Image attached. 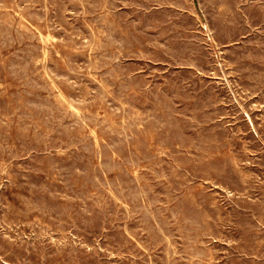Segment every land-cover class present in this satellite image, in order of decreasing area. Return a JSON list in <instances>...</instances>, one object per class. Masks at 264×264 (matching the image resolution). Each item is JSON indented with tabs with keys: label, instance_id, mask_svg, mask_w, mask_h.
Masks as SVG:
<instances>
[{
	"label": "rangeland",
	"instance_id": "rangeland-1",
	"mask_svg": "<svg viewBox=\"0 0 264 264\" xmlns=\"http://www.w3.org/2000/svg\"><path fill=\"white\" fill-rule=\"evenodd\" d=\"M142 1L133 0V3L130 4L132 0H93V2L92 0H89V2L88 0H0L1 264H64L65 262V264H264V0ZM65 2L66 4H64ZM230 18L231 20H229ZM232 19L234 22H232ZM174 27L176 28L174 29ZM82 28L84 29L82 30ZM20 30L23 31L20 32ZM123 32L127 33L124 34ZM21 38L23 39L21 40ZM170 38L173 39L170 40ZM187 39L191 44L186 42ZM101 40L103 41L101 42ZM138 42L139 44H137ZM8 45H10L9 48ZM155 46L157 48H154ZM53 50L55 51L53 52ZM229 55L231 56L228 57ZM181 56H183L182 60ZM114 60L116 61L114 62ZM104 74L105 76H103ZM138 76L141 78L138 79ZM37 77L38 79H36ZM53 79L56 80L53 81ZM249 83L250 85H248ZM146 84L147 86H144ZM242 84L243 86H241ZM72 88L76 90L74 89V91ZM11 92L15 94H13V97ZM135 95L137 96L135 97ZM60 97L62 98L60 99ZM74 99H77V102ZM184 100L190 103L187 102L186 105ZM58 101L60 102L57 103ZM115 103L117 105L114 106ZM150 105L152 108H150ZM118 106H121L122 109ZM60 107L62 108L60 109ZM27 113L29 114L27 115ZM60 115H63V117ZM67 117L68 119H66ZM58 120L59 122H56ZM65 122L69 123L65 124ZM1 124L3 125L1 126ZM223 127L224 129H222ZM31 128L32 130H30ZM147 133L148 135H146ZM191 134L195 135L192 136ZM153 136H155L154 139ZM31 143L35 146L33 147ZM240 146L241 148H239ZM238 150H240V154ZM115 152L117 154H114ZM232 152L233 154H231ZM180 155L185 156L186 159L185 157L180 158ZM207 156L209 157L207 158ZM39 165L41 168L38 167ZM13 174L15 175L12 176ZM250 175L254 177L252 178ZM47 179L48 181H46ZM191 197L195 199L193 200ZM43 198L44 200H42ZM34 214L36 215L34 216ZM95 214L97 215L95 216ZM87 215L88 217H85ZM4 216L5 218H3ZM95 218L98 220L97 222ZM182 219L184 220L182 221ZM99 231L100 233H98ZM27 236L29 239L26 238ZM36 240L37 242H35ZM47 244H50V246L48 247ZM235 244L236 246H234ZM181 258L183 261L185 260L184 263ZM44 260L48 261L45 262ZM207 260L210 262L208 263Z\"/></svg>",
	"mask_w": 264,
	"mask_h": 264
},
{
	"label": "bare ground",
	"instance_id": "bare-ground-1",
	"mask_svg": "<svg viewBox=\"0 0 264 264\" xmlns=\"http://www.w3.org/2000/svg\"><path fill=\"white\" fill-rule=\"evenodd\" d=\"M2 1H3V0H2ZM18 1H19V0H18ZM20 1H21V0H20ZM44 1H45V0H44ZM101 1H102V0H101ZM138 1H139V0H138ZM143 1H144V0H143ZM143 1H142V2H143ZM168 1H169V0H168ZM175 1H176V0H175ZM207 1H208V0H207ZM210 1H211V0H210ZM6 2H7V1H6ZM88 2H89V0H88ZM92 2H93V0H92ZM114 2H115V1H114ZM135 2H136V1H135ZM144 2H145V1H144ZM154 2H155V1H154ZM154 2H153V3H154ZM190 2H191V1H190ZM202 2H203V1H202ZM205 2H206V1H205ZM16 3H17V2H16ZM44 3H45V2H44ZM80 3H81V2H80ZM107 3H108V2H107ZM110 3H111V2H110ZM122 3H123V2H122ZM132 3H133V0H132V2H130V4H132ZM155 3H156V2H155ZM172 3H173V2H172ZM263 3H264V2H263ZM55 4H56V3H55ZM62 4H63V3H62ZM64 4H66V2H65ZM64 4H63V6H64ZM82 4H84V3H82ZM89 4H90V3H89ZM126 4H127V3H126ZM128 4H129V3H128ZM138 4H139V3H138ZM169 4H170V3H169ZM48 5H49V4H48ZM77 5H78V4H77ZM87 5H88V4H87ZM87 5H86V6H87ZM109 5H110V4H109ZM121 5H123V4H121ZM167 5H168V4H167ZM171 5H172V4H171ZM204 5H205V3H204ZM222 5H223V4H222ZM253 5H254V4H253ZM19 6H20V5H19ZM27 6H29V5H27ZM40 6H41V4H40ZM53 6H54V5H53ZM60 6H61V5H60ZM75 6H76V5H75ZM101 6H102V5H101ZM103 6H104V5H103ZM124 6H125V5H124ZM151 6H152V4H151ZM153 6H154V5H153ZM159 6H161V5H159ZM162 6H163V5H162ZM208 6H209V5H208ZM1 7H2V6H1ZM31 7H32V6H31ZM43 7H44V6H43ZM87 7H88V6H87ZM105 7H106V6H105ZM129 7H130V6H129ZM164 7H165V6H164ZM172 7H173V6H172ZM172 7H171V8H172ZM216 7H217V6H216ZM226 7H227V6H226ZM253 7H254V6H253ZM255 7H256V6H255ZM22 8H23V7H22ZM39 8H40V7H39ZM83 8H84V7H83ZM88 8H89V7H88ZM109 8H110V7H109ZM173 8H174V7H173ZM176 8H177V7H176ZM248 8H249V7H248ZM251 8H252V7H251ZM29 9H30V8H29ZM31 9H32V8H31ZM75 9H76V7H75ZM80 9H81V8H80ZM89 9H90V8H89ZM99 9H100V8H99ZM115 9H116V8H115ZM138 9H139V8H138ZM164 9H165V8H164ZM167 9H168V8H167ZM174 9H175V8H174ZM258 9H259V8H258ZM23 10H24V9H23ZM90 10H91V9H90ZM140 10H141V9H140ZM157 10H158V9H157ZM181 10H182V9H181ZM212 10H214V9H212ZM218 10H219V9H218ZM247 10H248V9H247ZM252 10H253V9H252ZM19 11H20V10H19ZM30 11H33V10H30ZM41 11H42V10H41ZM52 11H53V10H52ZM79 11H81V10H79ZM82 11H83V10H82ZM85 11H86V10H85ZM87 11H88V9H87ZM120 11H121V10H120ZM120 11H119V12H120ZM127 11H128V10H127ZM133 11L135 12L136 10H133ZM138 11H139V10H138ZM145 11H146V10H145ZM152 11H153V10H152ZM162 11H163V10H162ZM226 11H227V10H226ZM258 11H259V10H258ZM263 11H264V10H263ZM9 12H10V11H9ZM28 12H29V11H28ZM76 12H77V10H76ZM89 12H90V11H89ZM111 12H112V10H111ZM121 12H122V11H121ZM124 12H125V11H124ZM170 12H172V11H170ZM193 12H194V11H193ZM220 12H222V10H220ZM220 12H219V13H220ZM247 12H248V11H247ZM256 12H257V11H256ZM259 12H260V11H259ZM259 12H258V14H259ZM10 13H11V12H10ZM106 13H108V12H106ZM130 13H131V12H130ZM146 13H147V12H146ZM152 13H153V12H152ZM165 13H166V12H165ZM168 13H169V12H168ZM176 13H177V12H176ZM185 13H186V12H185ZM222 13H223V12H222ZM222 13H221V14H222ZM241 13H242V11H241ZM244 13H245V12H244ZM253 13H254V11L252 12V14H253ZM260 13H261V12H260ZM16 14H17V13H16ZM24 14H25V13H24ZM81 14H82V13H81ZM102 14H103V13H102ZM109 14H110V13H109ZM125 14H126V13H125ZM154 14H156V13H154ZM159 14H161V13H159ZM248 14H249V13H248ZM258 14H257V15H258ZM2 15H3V14H2ZM9 15H10V14H9ZM96 15H97V14H96ZM99 15H100V14H99ZM139 15H140V13H139ZM143 15H144V14H143ZM156 15H157V14H156ZM170 15H172V14L170 13ZM173 15H174V14H173ZM224 15H225V13H224ZM254 15H255V14H254ZM81 16H83V15H81ZM122 16H123V15H122ZM132 16H133V15H132ZM135 16H136V14H135ZM144 16H145V15H144ZM149 16H150V15H149ZM215 16H216V15H215ZM215 16H214V17H215ZM217 16H218V14H217ZM217 16H216V17H217ZM262 16H263V15H262ZM12 17H13V15H12ZM65 17H66V16H65ZM91 17H92V16H91ZM107 17H108V16H107ZM112 17H113V16H112ZM123 17H124V16H123ZM123 17H122V18H123ZM127 17H128V16H127ZM173 17H174V16H173ZM175 17H176V15H175ZM180 17H181V16H180ZM209 17H210V16H209ZM218 17H219V16H218ZM221 17H222V16H221ZM221 17H220V18H221ZM232 17H233V16H232ZM242 17H243V16H242ZM259 17H260V15H259ZM3 18H4V17H3ZM3 18H2V19H3ZM83 18H84V17H83ZM83 18H80V19H83ZM124 18H125V17H124ZM135 18H136V17H135ZM142 18H143V17H142ZM160 18H161V17H160ZM166 18H167V17H166ZM168 18H169V17H168ZM176 18H178V17H176ZM181 18H182V17H181ZM225 18H226V17H225ZM233 18H234V17H233ZM94 19H95V18H94ZM115 19H116V18H115ZM136 19H137V18H136ZM140 19H141V18H140ZM144 19H145V17H144ZM155 19H156V18H155ZM155 19H154V21H156ZM209 19H210V18H209ZM222 19H223V17H222ZM234 19H235V18H234ZM14 20H15V19H14ZM61 20H62V19H61ZM88 20H89V19H88ZM91 20L93 21V19H91ZM120 20H122V19H120ZM171 20H172V19H171ZM219 20H220V19H219ZM219 20H218V21H219ZM223 20H225V19H223ZM229 20H231V18H230ZM260 20H261V19H260ZM83 21H84V20H83ZM85 21H86V20H85ZM92 21H91V22H92ZM98 21H99V20H98ZM108 21H109V20H108ZM111 21H112V20H111ZM130 21H131V20H130ZM145 21L147 22V20H145ZM166 21H167V20H166ZM173 21H174V20H173ZM257 21H258V20H257ZM12 22H13V21H12ZM33 22H34V21H33ZM58 22H59V21H58ZM78 22H79V21H78ZM99 22H100V21H99ZM113 22H114V21H113ZM116 22H117V21H116ZM122 22H123V21H122ZM126 22H128V21H126ZM126 22H125V23H126ZM133 22H134V21H133ZM133 22H132V23H133ZM161 22H162V21H161ZM182 22H183V20H182ZM212 22H213V21H212ZM232 22H234L233 19H232ZM235 22H236V21H235ZM255 22H256V21H255ZM258 22H259V21H258ZM261 22H262V21H261ZM9 23H10V22H9ZM13 23H14V22H13ZM13 23H12V24H13ZM37 23H38V22H37ZM85 23H86V22H85ZM87 23H88V22H87ZM96 23H97V22H96ZM138 23H139V22H138ZM163 23H164V22H163ZM167 23H168V22H167ZM171 23H172V22H171ZM206 23H207V21H206ZM219 23H220V22H219ZM14 24H15V23H14ZM56 24H59V23H56ZM98 24H99V23H98ZM108 24H109V22H108ZM118 24H119V23H118ZM161 24H162V23H161ZM188 24H189V23H188ZM210 24H212V23H210ZM216 24H217V23H216ZM229 24H230V23H229ZM259 24H260V22H259ZM10 25H11V24H10ZM63 25H64V24H63ZM77 25H78V24H77ZM77 25H76V26H77ZM79 25H80V24H79ZM82 25H83V24H82ZM100 25H101V23H100ZM129 25H131V24H129ZM139 25H140V24H139ZM139 25H137V26H139ZM141 25H142V23H141ZM155 25H156V24H155ZM179 25H180V24H179ZM179 25H178V26H179ZM232 25H233V24H232ZM235 25H236V24H235ZM239 25H240V24H239ZM261 25H263V24H261ZM61 26H62V25H61ZM83 26H84V25H83ZM90 26H92V25L90 24ZM98 26H99V25H98ZM119 26H120V25H119ZM157 26H158V24H157ZM164 26H165V25H164ZM173 26H175V25L173 24ZM181 26H182V24H181ZM212 26H213V25H212ZM221 26H222V25H221ZM230 26H231V25H230ZM230 26H228V27L231 28ZM14 27H15V26H14ZM131 27H132V25H131ZM149 27H150V26H149ZM165 27H166V26H165ZM188 27H189V26H188ZM114 28H115V27H114ZM118 28H119V27H118ZM120 28H121V27H120ZM132 28H133V27H132ZM142 28H143V27H142ZM153 28H154V27H153ZM158 28H159V27H158ZM169 28H170V27H169ZM175 28H176V27H174V29H175ZM186 28H187V27H186ZM189 28H190V27H189ZM263 28H264V27H263ZM83 29H84V28H82V30H83ZM85 29L87 30L86 27H85ZM97 29H98V28H97ZM102 29H103V28H102ZM105 29H106V28H105ZM137 29H138V27H137ZM144 29H146V28H144ZM144 29H143V30H144ZM155 29H156V28H155ZM231 29H232V28H231ZM243 29H244V28H243ZM11 30H12V29H11ZM11 30H10V31H11ZM13 30H14V28H13ZM29 30H31V29H29ZM29 30H28V31H29ZM68 30H69V29H68ZM71 30H72V29H71ZM90 30H91V29H90ZM115 30H117V29H115ZM119 30H120V29H119ZM132 30H133V29H132ZM176 30H177V29H176ZM210 30H211V29H210ZM217 30H218V29H217ZM236 30H237V29H236ZM10 31H9V32H10ZM22 31H23V30H22ZM22 31L20 30V32H22ZM28 31H27V32H28ZM45 31H46V30H45ZM45 31H44V32H45ZM93 31H94V30H93ZM117 31H118V30H117ZM122 31H123V30H122ZM122 31H121V32H122ZM136 31H137V30H136ZM178 31H179V30H178ZM189 31H191V30H189ZM189 31H188V32H189ZM204 31H205V30H204ZM244 31H245V30H244ZM263 31H264V30H263ZM6 32H8V31H6ZM17 32H18V31H17ZM51 32H52V31H51ZM84 32H85V31H84ZM87 32H88V30H87ZM87 32H86V33H87ZM98 32H99V31H98ZM102 32H103V31H102ZM134 32H135V31H134ZM137 32H138V31H137ZM146 32H147V31H146ZM169 32H170V31H169ZM176 32H177V31H176ZM237 32H238V30H237ZM246 32H247V31H246ZM257 32H258V31H257ZM37 33H38V32H37ZM41 33H42V32H41ZM58 33H59V31H58ZM64 33H65V32H64ZM64 33H63V34H64ZM100 33H101V30H100ZM119 33H120V32H119ZM123 33H124V32H123ZM126 33H127V32H126ZM126 33H124V34H126ZM141 33H142V32H141ZM170 33H171V32H170ZM172 33H173V32H172ZM214 33H215V32H214ZM238 33H239V32H238ZM261 33H262V32H261ZM6 34H7V33H6ZM17 34H19V33H17ZM35 34H36V33H35ZM48 34H49V33H48ZM59 34H60V33H59ZM59 34H58V36H59ZM72 34H73V33H72ZM76 34H77V33H76ZM134 34H136V33H134ZM144 34H145V33H144ZM178 34H179V33H178ZM182 34H183V32H182ZM188 34H189V33H188ZM190 34H191V33H190ZM215 34H216V33H215ZM218 34H219V33H218ZM245 34H246V33H245ZM20 35H21V34H20ZM51 35H52V34H51ZM80 35H81V34H80ZM92 35H93V34H92ZM6 36H7V35H6ZM21 36H22V35H21ZM25 36H26V35H25ZM62 36H63V35H62ZM83 36H84V34H83ZM124 36H125V35H124ZM141 36H142V35H141ZM141 36H139V37H141ZM165 36H167V35H165ZM172 36H173V35H172ZM175 36H176V35H175ZM212 36H213V35H212ZM214 36H215V35H214ZM12 37H13V35H12ZM12 37H11V38H12ZM18 37H19V36H18ZM27 37H28V36H27ZM43 37H45V36H43ZM59 37H60V36H59ZM84 37H85V36H84ZM87 37H88V36H87ZM94 37H95V36H94ZM146 37H147V36H146ZM167 37H169V36H167ZM185 37H186V36H185ZM221 37H222V36H221ZM254 37H256V36H254ZM13 38H14V37H13ZM50 38H51V37H50ZM53 38H54V37H53ZM62 38H64V37H62ZM80 38H81V37H80ZM85 38H86V37H85ZM141 38H142V37H141ZM141 38H140V39H141ZM143 38H144V37H143ZM156 38H157V37H156ZM161 38H162V37H161ZM164 38H166V37H164ZM189 38H190V37H189ZM222 38H223V37H222ZM9 39H10V38H9ZM22 39H23V38H21V40H22ZM24 39H25V38H24ZM27 39H28V38H27ZM60 39H61V38H60ZM87 39H89V38H87ZM87 39H86V40H87ZM97 39H98V38H97ZM131 39H132V38H131ZM154 39H155V38H154ZM172 39H173V38H170V40H172ZM184 39L186 40V38H184ZM255 39H256V38H255ZM4 40H5V39H4ZM29 40H30V39H29ZM34 40H35V39H34ZM47 40H48V39H47ZM53 40H54V39H53ZM95 40H96V39H95ZM152 40H153V39H152ZM158 40H159V39H158ZM221 40H222V39H221ZM229 40H230V38H229ZM253 40H254V39H253ZM261 40H262V39H261ZM39 41H40V40H39ZM55 41H57V40H55ZM75 41L77 42V40H75ZM102 41H103V40H101V42H102ZM134 41H135V40H134ZM141 41H142V40H141ZM147 41H148V40H147ZM175 41H177V40H175ZM180 41H181V40H180ZM223 41H224V40H223ZM230 41H231V40H230ZM15 42H16V39H15ZM36 42H37V41H36ZM132 42H133V41H132ZM135 42H136V41H135ZM151 42H152V41H151ZM155 42H156V41H155ZM161 42H162V41H161ZM181 42H182V41H181ZM186 42H189L188 39H187ZM196 42H197V41H196ZM252 42H253V41H252ZM263 42H264V40H263ZM18 43H19V42H18ZM22 43H23V41H22ZM142 43H143V42H142ZM146 43H147V42H146ZM26 44H27V43H26ZM26 44H25V45H26ZM78 44H79V43H78ZM133 44H134V43H133ZM135 44H136V43H135ZM137 44H139V42H138ZM150 44H151V43H150ZM154 44H155V43H154ZM159 44H160V43H159ZM166 44H167V42H166ZM175 44H176V43H175ZM177 44H178V42H177ZM177 44H176V45H177ZM189 44H191V43L189 42ZM194 44H195V43H194ZM11 45H12V44H11ZM25 45H24V46H25ZM51 45H52V44H51ZM79 45H80V44H79ZM82 45H83V44H82ZM82 45H81V46H82ZM90 45H91V44H90ZM108 45H109V44H108ZM108 45H107V46H108ZM171 45H172V44H171ZM173 45H174V43H173ZM178 45H179V44H178ZM246 45H247V44H246ZM249 45H250V44H249ZM262 45H263V44H262ZM9 46H10V45H8V48H9ZM81 46H80V47H81ZM104 46H105V45H104ZM151 46H153V45H151ZM157 46H159V45H157ZM196 46H197V45H196ZM251 46H252V44H251ZM253 46H254V45H253ZM263 46H264V45H263ZM26 47H27V46H26ZM91 47H92V46H91ZM115 47H116V46H115ZM125 47H126V46H125ZM190 47H191V46H190ZM248 47H249V46H248ZM248 47H247V48H248ZM2 48H4V46H2ZM24 48H25V47H24ZM65 48H66V47H65ZM86 48H87V47H86ZM89 48H90V47H89ZM95 48H96V47H95ZM154 48H157V47L155 46ZM154 48H153V49H154ZM167 48H168V46H167ZM257 48H258V47H257ZM20 49H21V48H20ZM45 49H46V48H45ZM62 49H63V48H62ZM116 49H117V48H116ZM129 49H130V48H129ZM133 49H134V48H133ZM63 50H64V49H63ZM71 50H72V48H71ZM91 50H92V49H91ZM91 50H90V51H91ZM98 50H99V49H98ZM101 50H103V49H101ZM109 50H110V49H109ZM143 50H144V49H143ZM149 50H150V49H149ZM154 50H155V49H154ZM156 50H157V49H156ZM173 50H174V49H173ZM49 51H50V50H49ZM54 51H55V50H53V52H54ZM56 51H57V50H56ZM74 51H77V50H74ZM104 51H105V50H104ZM110 51H111V50H110ZM110 51H109V52H110ZM116 51H117V50H116ZM134 51H135V50H134ZM134 51H133V52H134ZM140 51H141V50H140ZM147 51H148V50H147ZM147 51H145V52H147ZM159 51H160V50H159ZM258 51H259V49H258ZM12 52H13V51H12ZM14 52H15V51H14ZM14 52H13V53H14ZM22 52H23V51H22ZM142 52H143V51H142ZM155 52H156V51H155ZM157 52H158V51H157ZM160 52H161V51H160ZM160 52H159V53H160ZM166 52H167V51H166ZM243 52H244V51H243ZM259 52H261V51H259ZM20 53H21V52H20ZM34 53H35V52H34ZM40 53H41V52H40ZM50 53H51V52H50ZM96 53H97V52H96ZM120 53H121V52H120ZM138 53H139V52H138ZM153 53H154V52H153ZM169 53H170V52H169ZM186 53H187V52H186ZM195 53H197V52H195ZM200 53H201V52H200ZM245 53H248V52H245ZM245 53H244V54H245ZM255 53H256V52H255ZM31 54H32V53H31ZM37 54H38V53H37ZM47 54H48V52H47ZM52 54H53V53H52ZM97 54H98V53H97ZM134 54H135V53H134ZM134 54H133V55H134ZM140 54H141V53H140ZM167 54H168V53H167ZM67 55H68V54H67ZM67 55H66V56H67ZM69 55H70V54H69ZM73 55H74V54H73ZM83 55H84V54H83ZM123 55H124V53H123ZM150 55H151V54H150ZM150 55H149V56H150ZM156 55H159V54H156ZM161 55H162V54H161ZM169 55H170V54H169ZM193 55H194V52H193ZM11 56H13V55H11ZM20 56H21V54H20ZM20 56H19V58H20ZM46 56H47V55H46ZM48 56H49V55H48ZM70 56H71V55H70ZM96 56H97V55H96ZM144 56H145V55H144ZM177 56H178V55H177ZM186 56H188V55H186ZM189 56H190V55H189ZM189 56H188V57H189ZM200 56H201V55H200ZM230 56H231V55H229L228 57H230ZM245 56H246V55H245ZM51 57H52V55H51ZM63 57H64V56H63ZM94 57H95V56H94ZM164 57H165V55H164ZM182 57H183V56H181V60H182ZM191 57H192V56H191ZM193 57H194V56H193ZM202 57H204V56H202ZM10 58H11V57H10ZM77 58H78V57H77ZM83 58H84V57H83ZM98 58H100V57L98 56ZM105 58H106V57H105ZM162 58H163V56H162ZM174 58H176V57H174ZM186 58H187V57H186ZM226 58H227V57H226ZM12 59H13V58H12ZM14 59H15V57H14ZM25 59H26V58H25ZM34 59H35V58H34ZM75 59H76V58H75ZM93 59H94V58H93ZM96 59H97V58H96ZM195 59H196V57H195ZM20 60H21V58H20ZM26 60H27V59H26ZM42 60H44V59H42ZM53 60H54V59H53ZM73 60H74V59H73ZM73 60H72V61H73ZM85 60H86V59H85ZM94 60H95V59H94ZM98 60H99V59H98ZM101 60H102V59H101ZM101 60H100V61H101ZM224 60H225V59H224ZM253 60H254V59H253ZM255 60H256V59H255ZM263 60H264V59H263ZM86 61H87V60H86ZM104 61H105V60H104ZM107 61H108V59H107ZM110 61H111V59H110ZM110 61H109V62H110ZM115 61H116V60H114V62H115ZM184 61H185V60H184ZM225 61H227V60H225ZM243 61H245V60H243ZM38 62H39V61H38ZM64 62H65V61H64ZM87 62H88V61H87ZM94 62H95V61H94ZM96 62H97V60H96ZM178 62H179V61H178ZM207 62H208V60H207ZM253 62H254V61H253ZM258 62H259V61H258ZM258 62H257V63H258ZM47 63H48V62H47ZM76 63H77V62H76ZM83 63H84V60H83ZM83 63H82V64H83ZM183 63H184V62H183ZM185 63H186V62H185ZM257 63H256V64H257ZM41 64H42V63H41ZM73 64H75V63H73ZM73 64H72V65H73ZM87 64H88V63H87ZM204 64H205V63H204ZM228 64H229V63H228ZM231 64H233V63H231ZM243 64H244V63H243ZM249 64H250V63H249ZM249 64H248V65H249ZM21 65H22V64H21ZM21 65H20V66H21ZM23 65H24V64H23ZM29 65H30V64H29ZM89 65H90V64H89ZM234 65H235V64H234ZM253 65H254V64H253ZM257 65H258V64H257ZM56 66H57V65H56ZM73 66H74V65H73ZM78 66H79V65H78ZM85 66H86V65H85ZM92 66H93V65H92ZM92 66H91V67H92ZM97 66H98V64H97ZM97 66H96V67H97ZM126 66H127V65H126ZM235 66H236V65H235ZM239 66H240V65H239ZM254 66H255V65H254ZM262 66H263V65H262ZM18 67H19V66H18ZM51 67H52V66H51ZM75 67H76V66H75ZM87 67H88V66H87ZM96 67H95V68H96ZM103 67H104V66H103ZM103 67H102V68H103ZM105 67H106V66H105ZM192 67H193V66H192ZM244 67H245V66H244ZM259 67H260V66H259ZM23 68H24V67H23ZM42 68H43V67H42ZM44 68H45V67H44ZM80 68H81V67H80ZM85 68H86V67H85ZM106 68H107V67H106ZM118 68H119V67H118ZM130 68H131V66H130ZM257 68H258V67H257ZM257 68H256V69H257ZM260 68H261V67H260ZM25 69H26V68H25ZM57 69H58V68H57ZM115 69H116V68H115ZM261 69H262V68H261ZM52 70H53V69H52ZM54 70H55V69H54ZM54 70H53V71H54ZM78 70H79V68H78ZM78 70H77V71H78ZM82 70H83V69H82ZM100 70H101V69H100ZM118 70H119V69H118ZM131 70H132V68H131ZM131 70H130V72H132ZM196 70H197V69H196ZM201 70H202V69H201ZM210 70H211V69H210ZM25 71H26V70H25ZM61 71H62V70H61ZM75 71H76V70H75ZM77 71H76V72H77ZM105 71H106V70H105ZM105 71H104V72H105ZM202 71H203V70H202ZM202 71H201V72H202ZM256 71H257V70H256ZM50 72H51V71H50ZM58 72H59V71H58ZM64 72H65V71H64ZM68 72H69V71H68ZM93 72H94V71H93ZM96 72H97V71H96ZM96 72H95V74H96ZM98 72H100V71H98ZM107 72H108V71H107ZM237 72H238V71H237ZM243 72H244V71H243ZM257 72H258V71H257ZM12 73H13V72H12ZM12 73H11V74H12ZM22 73H23V72H22ZM29 73H30V72H29ZM36 73H37V72H36ZM47 73H48V72H47ZM47 73H46V74H47ZM101 73H102V72H101ZM105 73H106V72H105ZM114 73H115V71H114ZM120 73H121V72H120ZM127 73H128V72H127ZM127 73H125V74H127ZM20 74H21V73H20ZM63 74H64V73H63ZM85 74H86V73H85ZM90 74H91V73H90ZM128 74H129V73H128ZM246 74H247V73H246ZM51 75H52V73H51ZM86 75H87V74H86ZM100 75H101V74H100ZM107 75H108V74H107ZM116 75H117V74H116ZM119 75H120V74H119ZM131 75H132V74H131ZM137 75H139V74H137ZM249 75H250V74H249ZM249 75H248V76H249ZM17 76H18V74H17ZM24 76H25V75H24ZM32 76H33V74H32ZM61 76H62V73H61ZM65 76H66V75H65ZM80 76H81V75H80ZM84 76H85V75H84ZM96 76H97V75H96ZM103 76H105V74H104ZM108 76H109V75H108ZM108 76H107V77H108ZM128 76H129V75H128ZM29 77H30V76H29ZM78 77H79V76H78ZM100 77H101V76H100ZM114 77H115V76H114ZM124 77H125V76H124ZM129 77H130V76H129ZM129 77H127V78H129ZM238 77H239V76H238ZM245 77H246V76H245ZM261 77H262V76H261ZM50 78H51V76H50ZM52 78H57V77H52ZM62 78H63V77H62ZM62 78H61V79H62ZM81 78H82V77H81ZM139 78H141V77L138 76V79H139ZM142 78H143V76H142ZM239 78H240V77H239ZM241 78H242V77H241ZM14 79L16 80V78H14ZM36 79H38V77H37ZM57 79H58V78H57ZM69 79H70V78H69ZM111 79H112V78H111ZM1 80H2V79H1ZM19 80H20V79H19ZM24 80H25V79H24ZM55 80H56V79H55ZM55 80L53 79V81H55ZM63 80H64V79H63ZM77 80H78V79H77ZM86 80H87V79H86ZM89 80H90V79H89ZM105 80H107V79H105ZM105 80H104V81H105ZM249 80H250V79H249ZM65 81H66V80H65ZM102 81H103V80H102ZM116 81H117V80H116ZM120 81H121V80H120ZM134 81H135V80H134ZM199 81H200V80H199ZM239 81H240V80H239ZM28 82H29V81H28ZM31 82H32V81H31ZM40 82H41V81H40ZM43 82H44V81H43ZM60 82H61V81H60ZM68 82H70V81L68 80ZM90 82H91V81H90ZM93 82H94V81H93ZM97 82H98V81H97ZM105 82H106V81H105ZM145 82H147V81H145ZM258 82H259V81H258ZM34 83H35V82H34ZM65 83H66V82H65ZM88 83H89V82H88ZM113 83H115V82H113ZM124 83H125V82H124ZM127 83H128V82H127ZM243 83H244V82H243ZM251 83H252V82H251ZM256 83H257V82H256ZM35 84H36V83H35ZM41 84H42V82H41ZM70 84H71V83H70ZM96 84H97V83H96ZM101 84H102V83H101ZM110 84H111V83H110ZM199 84H200V83H199ZM254 84H255V83H254ZM19 85H20V84H19ZM23 85H24V84H23ZM33 85H34V84H33ZM37 85H38V84H37ZM54 85H55V84H54ZM67 85H68V84H67ZM71 85H72V84H71ZM78 85H79V84H78ZM81 85H82V84H81ZM111 85H112V84H111ZM135 85H136V84H135ZM248 85H250V83H249ZM255 85H256V84H255ZM44 86H45V84H44ZM72 86H73V85H72ZM98 86H99V85H98ZM102 86H103V85H102ZM144 86H147V84L144 85ZM176 86H177V85H176ZM176 86H174V87H176ZM215 86H216V84H215ZM241 86H243V84H242ZM257 86H259V85H257ZM257 86H256V87H257ZM73 87H74V86H73ZM140 87H141V86H140ZM171 87H172V86H171ZM199 87H200V86H199ZM33 88H34V87H33ZM39 88H40V87H39ZM95 88H96V87H95ZM135 88H136V87H135ZM138 88H139V87H138ZM172 88H173V87H172ZM179 88H180V87H179ZM253 88H254V87H253ZM23 89H24V88H23ZM72 89H73V88H72ZM74 89H75V88H74ZM74 89H73V90H74ZM105 89H106V88H105ZM105 89H104V90H105ZM113 89H114V88H113ZM117 89H118V87H117ZM117 89H116V90H117ZM131 89H132V88H131ZM133 89H134V88H133ZM136 89H137V88H136ZM151 89H152V87H151ZM249 89H250V88H249ZM28 90L31 91L32 89H28ZM33 90H34V89H33ZM41 90H42V89H41ZM51 90H52V89H51ZM75 90H76V89H75ZM75 90H74V91H75ZM78 90H79V89H78ZM95 90H96V89H95ZM99 90H100V88L98 89V91H99ZM107 90H108V89H107ZM124 90H125V89H124ZM124 90L122 91L123 93H124ZM198 90H199V89H198ZM206 90H207V89H206ZM258 90H259V89H258ZM17 91H19V90H17ZM112 91H113V90H112ZM118 91H119V89H118ZM126 91H128V90H126ZM140 91H141V90H140ZM150 91H151V90H150ZM160 91H161V90H160ZM168 91H169V89H168ZM180 91H182V90H180ZM199 91H200V90H199ZM249 91H250V90H249ZM255 91H256V90H255ZM2 92H4V91H2ZM79 92H80V91H79ZM81 92H82V91H81ZM81 92H80V93H81ZM96 92H97V90H96ZM105 92H106V91H105ZM110 92H111V91H110ZM175 92H176V91H175ZM182 92H183V91H182ZM11 93H12V92H11ZM19 93H20V91H19ZM27 93H28V92H27ZM36 93H37V92H36ZM48 93H49V92H48ZM71 93H72V92H71ZM80 93H79V94H80ZM111 93H112V92H111ZM134 93H135V92H134ZM142 93H143V92H142ZM146 93H148V92H146ZM162 93H163V92H162ZM162 93H160V94H162ZM165 93H166V92H165ZM13 94H14V93H12V97L15 95V94H14V95H13ZM73 94H74V93H73ZM73 94H72V95H73ZM96 94H97V93H96ZM125 94H126V93H125ZM127 94H128V93H127ZM127 94H126V95H127ZM140 94H141V93H140ZM212 94H213V93H212ZM251 94H252V93H251ZM16 95H17V94H16ZM24 95H25V94H24ZM26 95H27V94H26ZM75 95H76V94H75ZM107 95H109V94H107ZM116 95H118V93H116ZM137 95H138V94H137ZM137 95H135V97H136ZM143 95H144V93H143ZM149 95H150V94H149ZM163 95H164V94H163ZM163 95H162V96H163ZM165 95H166V94H165ZM168 95H169V94H168ZM217 95H218V93H217ZM17 96H18V95H17ZM17 96H16V97H17ZM19 96H20V95H19ZM27 96H28V95H27ZM42 96H43V95H42ZM51 96H52V94H51ZM99 96H100V95H99ZM112 96H113V95H112ZM131 96H132V95H131ZM131 96H130V97H131ZM138 96H139V95H138ZM145 96H146V95H145ZM160 96H161V95H160ZM204 96H205V95H204ZM206 96H207V95H206ZM34 97H35V96H34ZM44 97H45V96H44ZM71 97H72V96H71ZM101 97H102V96H101ZM117 97H118V96H117ZM119 97H120V96H119ZM126 97H127V96H126ZM132 97H133V96H132ZM141 97H142V96H141ZM172 97H173V96H172ZM172 97H171V98H172ZM211 97H213V96H211ZM220 97H221V96H220ZM23 98H25V97H23ZM37 98H38V97H37ZM47 98H48V96H47ZM61 98H62V97H60V99H61ZM124 98H125V97H124ZM133 98H134V97H133ZM133 98H132V99H133ZM139 98H140V97H139ZM146 98H147V97H146ZM150 98H151V97H150ZM152 98H153V96H152ZM163 98H164V97H163ZM171 98H169V99H171ZM181 98H182V97H181ZM206 98H207V97H206ZM25 99H26V98H25ZM25 99H24V100H25ZM38 99H39V98H38ZM38 99H37V100H38ZM40 99H41V98H40ZM55 99H56V98H55ZM95 99H96V98H95ZM115 99H116V98H115ZM115 99H114V100H115ZM117 99H118V98H117ZM125 99H126V98H125ZM142 99H144V97H142ZM147 99H148V98H147ZM186 99H187V98H186ZM201 99H202V98H201ZM207 99H208V98H207ZM217 99H218V98H217ZM51 100H52V99H51ZM74 100H75V99H74ZM76 100H77V99H76ZM76 100H75V101H76ZM78 100H79V98H78ZM114 100H112V101H114ZM120 100H121V99H120ZM140 100H141V99H140ZM178 100H180V99H178ZM187 100H188V99H187ZM208 100H209V99H208ZM208 100H207V101H208ZM252 100H253V99H252ZM14 101H15V100H14ZM52 101H53V100H52ZM63 101H64V100H63ZM80 101H81V100H80ZM95 101H96V100H95ZM123 101H124V100H123ZM130 101H131V99H130ZM135 101H136V100H135ZM164 101H165V100H164ZM182 101H183V100H182ZM184 101H185V100H184ZM216 101H217V100H216ZM262 101H263V100H262ZM16 102L18 103V101H16ZM53 102H54V101H53ZM59 102H60V101H58L57 103H59ZM64 102H65V101H64ZM76 102H77V101H76ZM76 102H75V103H76ZM90 102H92V101H90ZM105 102H106V101H105ZM143 102H144V101H143ZM145 102H146V101H145ZM145 102H144V103H145ZM147 102H148V101H147ZM149 102H150V101H149ZM149 102H148V103H149ZM154 102H155V101H154ZM176 102H177V100H176ZM185 102H186V105H187V102H188V101H185ZM205 102H206V101H205ZM210 102H211V101H210ZM210 102H208V103H210ZM10 103H11V102H10ZM22 103H23V102H22ZM66 103H67V102H66ZM66 103H65V104H66ZM72 103H74V102H72ZM113 103H114V102H113ZM129 103H132V102H129ZM129 103H128V104H129ZM148 103H147V104H148ZM171 103H172V102H171ZM188 103H190V102H188ZM191 103H192V102H191ZM201 103H202V101H201ZM206 103H207V102H206ZM60 104H61V103H60ZM83 104H84V103H83ZM85 104H87V103L85 102ZM128 104H127V105H128ZM133 104H134V103H133ZM192 104H193V103H192ZM210 104H211V103H210ZM258 104H260V103H258ZM24 105H27V104H24ZM45 105H46V104H45ZM68 105H69V104H68ZM73 105H74V104H73ZM78 105H79V104H78ZM103 105H104V104H103ZM112 105H113V104H112ZM115 105H117V104L115 103L114 106H115ZM129 105H130V104H129ZM142 105H143V104H142ZM156 105L159 106L158 104H156ZM193 105H194V104H193ZM207 105H208V104H207ZM214 105H215V104H214ZM50 106H51V105H50ZM50 106H49V107H50ZM52 106H53V105H52ZM63 106H64V103H63ZM121 106H122V105H121ZM121 106H118V107L121 108ZM131 106H132V105H131ZM136 106H137V103H136ZM143 106H144V105H143ZM146 106H147V105H146ZM148 106H149V104H148ZM152 106H153V105H152ZM194 106H195V105H194ZM212 106H213V105H212ZM255 106H256V104H255ZM258 106H259V105H258ZM0 107H1V105H0ZM2 107H3V106H2ZM7 107H8V106H7ZM43 107H44V106H43ZM70 107H72V106L70 105ZM103 107H105V106H103ZM106 107H107V106H106ZM124 107H125V106H124ZM138 107H140V106H138ZM173 107H174V106H173ZM191 107H192V106H191ZM214 107H215V106H214ZM256 107H257V106H256ZM263 107H264V106H263ZM8 108H9V107H8ZM17 108H18V107H17ZM44 108H45V107H44ZM44 108H43V110H44ZM61 108H62V107H60V109H61ZM65 108H66V107H65ZM73 108H74V107H73ZM140 108H141V107H140ZM142 108H143V107H142ZM144 108H145V107H144ZM148 108H149V107H148ZM150 108H152L151 105H150ZM155 108H156V107H155ZM193 108H195V107H193ZM193 108H190V109H193ZM5 109H6V108H5ZM121 109H122V108H121ZM136 109H137V108H136ZM157 109H158V108H157ZM159 109H161V108H159ZM195 109H196V108H195ZM30 110H31V109H30ZM45 110H46V109H45ZM48 110H49V109H48ZM54 110H55V109H54ZM56 110H57V109H56ZM68 110H69V109H68ZM141 110H142V109H141ZM162 110H163V109H162ZM204 110H205V109H204ZM206 110H207V109H206ZM210 110H211V109H210ZM210 110H209V111H210ZM0 111H1V110H0ZM8 111H9V110H8ZM8 111H7V112H8ZM13 111H14V110H13ZM15 111H16V110H15ZM61 111H62V110H61ZM65 111H66V110H65ZM74 111H75V110H74ZM111 111H112V110H111ZM137 111H138V110H137ZM159 111H160V110H159ZM167 111H168V110H167ZM200 111H201V110H200ZM39 112H40V110H39ZM50 112H52V111H50ZM113 112H114V111H113ZM135 112H136V111H135ZM140 112H141V111H140ZM263 112H264V110H263ZM55 113H56V111H55ZM68 113H70V112H68ZM77 113H78V112H77ZM89 113H90V112H89ZM115 113H116V112H115ZM133 113H134V112H133ZM141 113H142V112H141ZM145 113H146V112H145ZM151 113H152V112H151ZM190 113H191V112H190ZM10 114H11V113H10ZM19 114H20V112H19ZM28 114H29V113H27V115H28ZM38 114H39V113H38ZM51 114H52V113H51ZM51 114H49V115H51ZM57 114H58V113H57ZM59 114H60V113H59ZM124 114H125V113H124ZM175 114H176V112H175ZM12 115H14V114H12ZM82 115H83V114H82ZM85 115H86V114H85ZM85 115H84V116H85ZM88 115H90V114H88ZM105 115H106V114H105ZM109 115H110V114H109ZM134 115H135V114H134ZM136 115H137V114H136ZM144 115H145V114H144ZM186 115H187V114H186ZM189 115H190V114H189ZM191 115H192V113H191ZM3 116H4V115H3ZM22 116H23V115H22ZM30 116H31V114H30ZM33 116H34V115H33ZM35 116H36V115H35ZM41 116H42V115H41ZM57 116H58V115H57ZM60 116L63 117V115H60ZM84 116H83V117H84ZM99 116H100V115H99ZM115 116H117V115H115ZM138 116H139V115H138ZM192 116H193V115H192ZM214 116H215V115H214ZM214 116H213V117H214ZM11 117H13V116H11ZM31 117H32V116H31ZM43 117H45V116H43ZM92 117H93V116H92ZM200 117H201V116H200ZM84 118H85V117H84ZM93 118H94V117H93ZM109 118H110V116H109ZM123 118H124V117H123ZM209 118H210V117H209ZM1 119H2V118H1ZM66 119H68V117H67ZM73 119H74V118H73ZM89 119H91V118H89ZM94 119H95V118H94ZM146 119H147V118H146ZM146 119H145V120H146ZM247 119H248V118H247ZM22 120H23V119H22ZM24 120H25V119H24ZM45 120H46V119H45ZM79 120H80V119H79ZM102 120H103V118H102ZM102 120H101V121H102ZM122 120H123V119H122ZM189 120H190V119H189ZM35 121H36V120H35ZM35 121H34V122H35ZM65 121H67V120H65ZM95 121H96V120H95ZM98 121H99V120H98ZM106 121H108V120L106 119ZM110 121H111V120H110ZM143 121H144V120H143ZM213 121H214V120H213ZM256 121H257V120H256ZM3 122H4V121H3ZM6 122H8V121H6ZM10 122H11V121H10ZM12 122H13V120H12ZM22 122H23V121H22ZM24 122H25V121H24ZM56 122H59V120L56 121ZM63 122H64V121H63ZM70 122H71V121H70ZM116 122H117V121H116ZM116 122H115V123H116ZM195 122H196V121H195ZM209 122H210V121H209ZM29 123H30V122H29ZM41 123H42V122H41ZM66 123H69V122H65V124H66ZM93 123H94V122H93ZM97 123H98V122H97ZM122 123H123V122H122ZM203 123H204V122H203ZM211 123H212V122H211ZM19 124H20V123H19ZM27 124H28V123H27ZM52 124H53V123H52ZM54 124H55V123H54ZM65 124H64V125H65ZM81 124H82V123H81ZM85 124H86V123H85ZM110 124H111V123H110ZM118 124H119V123H118ZM182 124H184V123H182ZM196 124H198V123L196 122ZM214 124H215V123H214ZM258 124H259V123H258ZM258 124H257V125H258ZM263 124H264V123H263ZM2 125H3V124H1V126H2ZM8 125H9V124H8ZM20 125H21V124H20ZM64 125H63V126H64ZM88 125H89V124H88ZM98 125H99V124H98ZM107 125H108V124H107ZM139 125H140V124H139ZM203 125H204V124H203ZM205 125H206V124H205ZM4 126H5V125H4ZM4 126H3V127H4ZM22 126H23V125H22ZM25 126H26V125H25ZM29 126H30V125H29ZM37 126H38V125H37ZM39 126H40V125H39ZM57 126H58V125H57ZM71 126H72V125H71ZM84 126H85V125H84ZM102 126H104V125H102ZM110 126H111V125H110ZM115 126H116V125H115ZM207 126H208V125H207ZM263 126H264V125H263ZM5 127H6V126H5ZM5 127H4V128H5ZM40 127H41V126H40ZM40 127H39V128H40ZM200 127H201V126H200ZM212 127H213V126H212ZM19 128H20V127H19ZM70 128H71V127H70ZM84 128H85V127H84ZM99 128H100V127H99ZM119 128H121V127H119ZM252 128H253V127H252ZM6 129H7V127H6ZM6 129H5V130H6ZM20 129H21V128H20ZM23 129H24V128H23ZM51 129H52V128H51ZM81 129H82V127H81ZM85 129H86V128H85ZM115 129H116V128H115ZM151 129H153V128H151ZM197 129H198V128H197ZM199 129H200V128H199ZM222 129H224V127H223ZM30 130H32V128H31ZM30 130H29V131H30ZM36 130H37V129H36ZM78 130H79V129H78ZM117 130H118V129H117ZM216 130H217V129H216ZM218 130H219V129H218ZM258 130H259V129H258ZM46 131H47V130H46ZM50 131H51V130H50ZM128 131H129V130H128ZM154 131H155V130H154ZM188 131L190 132V130H188ZM230 131H231V130H230ZM234 131H235V130H234ZM263 131H264V129H263ZM0 132H1V131H0ZM39 132H40V131H39ZM47 132H48V131H47ZM54 132H55V131H54ZM72 132H73V131H72ZM74 132H75V131H74ZM79 132H80V131H79ZM115 132H116V131H115ZM139 132H140V131H139ZM155 132H156V131H155ZM155 132H154V133H155ZM193 132H195V131H193ZM193 132H192V133H193ZM260 132H261V131H260ZM9 133H10V132H9ZM106 133H107V132H106ZM110 133H111V132H110ZM4 134H5V133H4ZM44 134H45V133H44ZM44 134H43V135H44ZM48 134H49V133H48ZM73 134H74V133H73ZM85 134H86V133H85ZM85 134H84V135H85ZM87 134H88V133H87ZM89 134H90V133H89ZM103 134H105V133H103ZM137 134H138V133H137ZM189 134H190V133H189ZM227 134H228V132H227ZM233 134H234V133H233ZM233 134H232V135H233ZM251 134H252V133H251ZM253 134H254V133H253ZM5 135H6V134H5ZM10 135H11V134H10ZM53 135H55V134H53ZM84 135H83V136H84ZM94 135H95V134H94ZM110 135H111V134H110ZM139 135H140V134H139ZM146 135H148V133H147ZM146 135H145V136H146ZM191 135L194 136L195 134H194V135L191 134ZM228 135H229V134H228ZM228 135H227V136H228ZM234 135H235V134H234ZM239 135H240V134H239ZM12 136H13V135H12ZM15 136H16V135H15ZM38 136H39V135H38ZM55 136H58V135H55ZM81 136H82V135H81ZM90 136H91V135H90ZM128 136H131V135H128ZM149 136H150V135H149ZM236 136H237V135H236ZM254 136H255V135H254ZM6 137H8V136H6ZM18 137H19V136H18ZM25 137H27V136H25ZM79 137H80V136H79ZM107 137H108V136H107ZM154 137H155V136H153L152 138L154 139ZM232 137H233V136H232ZM234 137H235V136H234ZM252 137H253V135H252ZM20 138H21V137H20ZM23 138H24V137H23ZM40 138H41V137H40ZM44 138H45V137H44ZM46 138H47V137H46ZM56 138H57V137H56ZM63 138H64V137H63ZM152 138H151V139H152ZM156 138H157V137H156ZM229 138H230V137H229ZM248 138H249V137H248ZM2 139H3V138H2ZM16 139H17V138H16ZM21 139H22V138H21ZM86 139H87V138H86ZM141 139H142V138H141ZM246 139H247V138H246ZM246 139H245V140H246ZM253 139H254V138H253ZM10 140H11V139H10ZM40 140H41V139H40ZM55 140H56V139H55ZM68 140H69V139H68ZM107 140H108V139H107ZM193 140H195V139H193ZM234 140H235V139H234ZM1 141H2V140H1ZM4 141H6V140H4ZM17 141H18V140H17ZM58 141H59V140H58ZM58 141H57V142H58ZM95 141H96V140H95ZM151 141H152V140H151ZM190 141H191V140H190ZM198 141H199V140H198ZM230 141H231V140H230ZM235 141H236V140H235ZM7 142H8V141H7ZM13 142H15V141H13ZM29 142H30V141H29ZM40 142H41V141H40ZM51 142H52V141H51ZM65 142H66V141H65ZM97 142H98V141H97ZM101 142H102V141H101ZM103 142H104V141H103ZM106 142H107V141H106ZM132 142L134 143V140H133ZM135 142H136V141H135ZM149 142H150V140H149ZM156 142H157V141H156ZM195 142H196V141H195ZM207 142H208V140H207ZM207 142H205V143H207ZM11 143H12V142H11ZM24 143H25V141H24ZM42 143H43V142H42ZM44 143H46V142H44ZM52 143H53V142H52ZM98 143H99V142H98ZM130 143H131V142H130ZM133 143H132V144H133ZM157 143H158V142H157ZM193 143H194V142H193ZM197 143H198V142H197ZM211 143H212V142H211ZM217 143H218V142H217ZM221 143H224V142H221ZM245 143H246V142H245ZM262 143H263V142H262ZM1 144H2V143H1ZM1 144H0V145H1ZM14 144H15V143H14ZM18 144H19V143H18ZM31 144H32V143H31ZM81 144H82V142H81ZM147 144H148V143H147ZM175 144H177V143H175ZM178 144H179V143H178ZM178 144H177V145H178ZM180 144H181V143H180ZM218 144H219V143H218ZM218 144H217V145H218ZM259 144H260V143H259ZM9 145H10V144H9ZM47 145H49V144H47ZM64 145H65V144H64ZM76 145H77V144H76ZM125 145H126V144H125ZM156 145H157V144H156ZM207 145H208V143H207ZM256 145H258V144H256ZM10 146H11V145H10ZM29 146H31V145H29ZM32 146H33V144H32ZM34 146H35V145H34ZM34 146H33V147H34ZM39 146H40V145H39ZM127 146H128V145H127ZM134 146H135V145H134ZM169 146H170V145H169ZM191 146H192V145H191ZM193 146H194V145H193ZM211 146H212V145H211ZM233 146H234V144H233ZM244 146H245V145H244ZM246 146H247V145H246ZM260 146H261V144H260ZM74 147H75V146H74ZM155 147H156V146H155ZM160 147H161V146H160ZM251 147H252V146H251ZM37 148H39V147H37ZM48 148H49V147H48ZM53 148H54V147H53ZM132 148H133V147H132ZM147 148H148V147H147ZM186 148H187V147H186ZM199 148H200V147H199ZM223 148H224V147H223ZM239 148H241V146H240ZM41 149H42V148H41ZM45 149H46V148H45ZM96 149H97V148H96ZM148 149L150 150V148H148ZM163 149H164V148H163ZM175 149H176V148H175ZM188 149H189V148H188ZM194 149H195V148H194ZM207 149H208V148H207ZM230 149H231V147H230ZM246 149H247V148H246ZM260 149H262V148H260ZM12 150H13V148H12ZM47 150H48V149H47ZM47 150H46V151H47ZM50 150H51V149H50ZM70 150H71V149H70ZM70 150H69V152H71ZM160 150H161V149H160ZM170 150H171V149H170ZM170 150H169V151H170ZM178 150H180V149H178ZM181 150H182V149H181ZM183 150H184V149H183ZM186 150H187V149H186ZM202 150H203V149H202ZM209 150H210V149H209ZM233 150H234V149H233ZM244 150H245V149H244ZM1 151H2V150H1ZM3 151H4V150H3ZM13 151H14V150H13ZM18 151H19V150H18ZM39 151H40V150H39ZM54 151H55V150H54ZM59 151H61V150H59ZM83 151H84V149H83ZM93 151H94V150H93ZM95 151H96V150H95ZM125 151H126V150H125ZM158 151H159V150H158ZM158 151H157V152H158ZM163 151H164V150H163ZM198 151H199V150H198ZM198 151H197V152H198ZM213 151H214V150H213ZM217 151H218V150H217ZM239 151H240V150H238V152H239ZM48 152H49V150H48ZM110 152H111V150H110ZM151 152H152V151H151ZM175 152H176V151H175ZM180 152H181V151H180ZM192 152H193V151H192ZM247 152H248V151H247ZM26 153H27V151H26ZM38 153H39V152H38ZM91 153H92V152H91ZM91 153H90V154H91ZM107 153H108V152H107ZM112 153H113V152H112ZM127 153H128V151H127ZM136 153H137V152H136ZM163 153H164V152H163ZM177 153H179V152H177ZM187 153H188V152H187ZM193 153H194V152H193ZM200 153H202V152H200ZM204 153H206V152H204ZM213 153H214V152H213ZM19 154H21V153H19ZM27 154H28V153H27ZM44 154H45V153H44ZM46 154H47V153H46ZM49 154H50V153H49ZM52 154H53V153H52ZM59 154H60V153H59ZM67 154H68V153H67ZM94 154H95V153H94ZM110 154H111V153H110ZM114 154H117V153L115 152ZM158 154H159V153H158ZM164 154H165V153H164ZM166 154H169V153H166ZM179 154H180V153H179ZM194 154H195V153H194ZM198 154H199V153H198ZM198 154H197V155H198ZM214 154H215V153H214ZM216 154H217V153H216ZM218 154H219V153H218ZM222 154H223V153H222ZM231 154H233V152H232ZM239 154H240V152H239ZM24 155H25V154H24ZM33 155H35V154L33 153ZM39 155H40V154H39ZM42 155H43V154H42ZM42 155H41V156H42ZM123 155H124V154H123ZM159 155H160V154H159ZM203 155L205 156V154H203ZM206 155H207V154H206ZM226 155H227V154H226ZM228 155H230V154H228ZM235 155H238V154H235ZM242 155H243V154H242ZM244 155H245V154H244ZM41 156H40V157H41ZM44 156H45V155H44ZM51 156H53V155H51ZM62 156H63V155H62ZM76 156H78V155L76 154ZM96 156H97V155H96ZM119 156H120V155H119ZM140 156H141V155H140ZM174 156H175V155H174ZM185 156H186V154H185ZM185 156H181V155H180V158H181V157H185ZM195 156H196V155H195ZM222 156H223V155H222ZM248 156H249V155H248ZM35 157H36V156H35ZM37 157H39V156H37ZM59 157H60V156H59ZM68 157H69V156H68ZM73 157H74V156H73ZM91 157H92V155H91ZM177 157H178V156H177ZM188 157H190V156H188ZM188 157H187V158H188ZM208 157H209V156H207V158H208ZM232 157H233V156H232ZM235 157H236V156H235ZM262 157H263V156H262ZM3 158H4V157H3ZM89 158H90V157H89ZM123 158H124V157H123ZM159 158H160V157H159ZM165 158H166V157H165ZM170 158H171V157H170ZM202 158H203V157H202ZM205 158H206V157H205ZM210 158H211V157H210ZM35 159H36V158H35ZM117 159H118V158H117ZM171 159L173 160V158H171ZM185 159H186V157H185ZM188 159H190V158H188ZM220 159H221V158H220ZM226 159H228V158H226ZM233 159H234V158H233ZM239 159H240V156H239ZM7 160H8V159H7ZM7 160H6V161H7ZM19 160H20V159H19ZM19 160H18V161H19ZM26 160H27V158H26ZM29 160H30V159H29ZM42 160H43V159H42ZM58 160H59V158H58ZM60 160L62 161V159H60ZM63 160H64V159H63ZM67 160H68V159H67ZM72 160H73V159H72ZM79 160H80V159H79ZM86 160H87V159H86ZM247 160H248V159H247ZM249 160H250V158H249ZM6 161H5V163H7ZM27 161H28V160H27ZM31 161H32V160H31ZM36 161H37V160H36ZM55 161H56V160H55ZM80 161H81V160H80ZM82 161H83V160H82ZM88 161H89V160H88ZM114 161H115V160H114ZM152 161H153V160H152ZM186 161H187V160H186ZM186 161H185V162H186ZM199 161H200V160H199ZM215 161H217V160H215ZM235 161H236V160H235ZM238 161H240V160H238ZM8 162H9V161H8ZM12 162H13V161H12ZM20 162H21V161H20ZM20 162H19V164H20ZM42 162H43V161H42ZM93 162H94V161H93ZM143 162H144V161H143ZM147 162H148V161H147ZM185 162H184V163H185ZM202 162H203V161H202ZM202 162H201V163H202ZM213 162H214V161H213ZM221 162H222V160H221ZM263 162H264V161H263ZM69 163H70V162H69ZM98 163H99V162H98ZM98 163H97V164H98ZM174 163H175V162H174ZM186 163H187V162H186ZM194 163H195V162H194ZM198 163H200V162H198ZM217 163H218V162H217ZM245 163H246V162H245ZM260 163H261V162H260ZM33 164H35V163H33ZM42 164H43V163H42ZM59 164H60V163H59ZM82 164H83V163H82ZM161 164H162V163H161ZM189 164H190V163H189ZM208 164H209V163H208ZM233 164H234V163H233ZM237 164H238V163H237ZM261 164H262V163H261ZM261 164H260V165H261ZM2 165H3V164H2ZM62 165H64V164H62ZM147 165H148V164H147ZM162 165H164V164H162ZM192 165H193V164H192ZM192 165H191V166H192ZM197 165H198V164H197ZM203 165H204V164H203ZM206 165H207V164H206ZM209 165H210V164H209ZM240 165H241V164H240ZM6 166H7V165H6ZM32 166H33V165H32ZM35 166H36V165H35ZM49 166H50V165H49ZM56 166H57V165H56ZM78 166H79V165H78ZM170 166H171V165H170ZM172 166H173V165H172ZM185 166H186V165H185ZM201 166H202V164H201ZM204 166H205V165H204ZM207 166H208V165H207ZM219 166H220V165H219ZM232 166H233V165H232ZM234 166H235V164H234ZM238 166H239V165H238ZM241 166H243V165H241ZM3 167H4V166H3ZM7 167H8V166H7ZM28 167H29V166H28ZM38 167L41 168L40 165H39ZM163 167L165 168V166H163ZM166 167H167V166H166ZM187 167H188V166H187ZM205 167H206V166H205ZM228 167H229V166H228ZM11 168H12V167H11ZM43 168H44V167H43ZM130 168H131V167H130ZM142 168H143V167H142ZM144 168H145V167H144ZM156 168H157V167H156ZM161 168H162V167H161ZM202 168H203V167H202ZM233 168H234V167H233ZM247 168H248V167H247ZM3 169H5V168H3ZM24 169H25V168H24ZM36 169H37V168H36ZM55 169H56V168H55ZM134 169H135V168H134ZM228 169H229V168H228ZM114 170H115V169H114ZM193 170H194V169H193ZM18 171H19V170H18ZM38 171H39V170H38ZM64 171H65V170H64ZM170 171H171V170H170ZM208 171H209V170H208ZM215 171L217 172V170H215ZM250 171H251V170H250ZM252 171H253V170H252ZM2 172H3V171H2ZM25 172H26V171H25ZM111 172H112V171H111ZM117 172H118V171H117ZM145 172H146V171H145ZM168 172H169V171H168ZM168 172H167V173H168ZM192 172H193V171H192ZM211 172H212V171H211ZM27 173H28V172H27ZM50 173H52V172H50ZM107 173H108V172H107ZM133 173H134V172H133ZM200 173H204V172H200ZM218 173H219V172H218ZM47 174H48V173H47ZM76 174H77V173H76ZM116 174H117V173H116ZM116 174H115V175H116ZM121 174H122V172H121ZM207 174H208V173H207ZM226 174H227V173H226ZM242 174H243V173H242ZM14 175H15V174H13L12 176H14ZM39 175H40V174H39ZM39 175H38V177H39ZM73 175H74V174H73ZM186 175H187V174H186ZM186 175H185V176H186ZM205 175H206V174H205ZM212 175H213V174H212ZM238 175H239V174H238ZM57 176H58V175H57ZM77 176H78V174H77ZM171 176H172V175H171ZM190 176H191V175H190ZM215 176H216V175H215ZM229 176H230V175H229ZM250 176H251V175H250ZM257 176H258V174H257ZM8 177H9V176H8ZM18 177H19V176H18ZM172 177H173V176H172ZM212 177H213V176H212ZM251 177H252V176H251ZM253 177H254V176H253ZM253 177H252V178H253ZM258 177H259V176H258ZM41 178H42V177H41ZM44 178H45V177H44ZM64 178H65V177H64ZM81 178H82V177H81ZM169 178H170V177H169ZM203 178H204V177H203ZM205 178H206V177H205ZM208 178H209V177H208ZM256 178H257V177H256ZM54 179H56V178H54ZM72 179H73V178H72ZM79 179H80V178H79ZM213 179H214V178H213ZM257 179H258V178H257ZM13 180H14V178H13ZM39 180H40V179H39ZM41 180H42V179H41ZM75 180H76V179H75ZM80 180H81V179H80ZM254 180H256V179H254ZM22 181H23V180H22ZM46 181H48V179H47ZM50 181H51V180H50ZM55 181H56V180H55ZM150 181H151V180H150ZM154 181H155V180H154ZM164 181H165V180H164ZM205 181H206V180H205ZM239 181H240V180H239ZM14 182H15V181H14ZM37 182H38V181H37ZM77 182H78V181H77ZM142 182H143V181H142ZM148 182H149V181H148ZM219 182H220V181H219ZM240 182H241V181H240ZM83 183H84V182H83ZM90 183H91V182H90ZM150 183H151V182H150ZM167 183H168V182H167ZM175 183H176V182H175ZM204 183H205V182H204ZM247 183H248V181H247ZM249 183H251V182H249ZM0 184H1V182H0ZM3 184H4V183H3ZM23 184H24V183H23ZM38 184H39V183H38ZM43 184H44V183H43ZM54 184H55V183H54ZM163 184H164V183H163ZM196 184H197V183H196ZM199 184H200V182H199ZM252 184H253V183H252ZM1 185H2V184H1ZM16 185H17V184H16ZM16 185H15V186H16ZM39 185H40V184H39ZM124 185H125V184H124ZM157 185H158V184H157ZM157 185H156V186H157ZM161 185H162V184H161ZM161 185H160V186H161ZM204 185H205V184H204ZM204 185H203V186H204ZM248 185H250V184H248ZM43 186H44V185H43ZM58 186H59V185H58ZM72 186H73V185H72ZM122 186H123V185H122ZM194 186H195V185H194ZM253 186H254V185H253ZM257 186H258V185H257ZM263 186H264V185H263ZM263 186H262V187H263ZM40 187H41V186H40ZM64 187H65V186H64ZM102 187H103V186H102ZM174 187H175V184H174ZM220 187H221V186H220ZM255 187H256V186H255ZM58 188H59V187H58ZM74 188H75V187H74ZM103 188H104V187H103ZM191 188H192V187H191ZM204 188H205V187H204ZM5 189H6V187H5ZM25 189H26V188H25ZM31 189H32V188H31ZM53 189H54V188H53ZM59 189H60V188H59ZM62 189H63V188H62ZM64 189H65V188H64ZM75 189H76V188H75ZM78 189H79V188H78ZM91 189H92V188H91ZM93 189H94V188H93ZM160 189H161V188H160ZM189 189H190V188H189ZM194 189H196V188H194ZM226 189H227V188H226ZM248 189H249V188H248ZM80 190H81V189H80ZM186 190H188V189H186ZM263 190H264V189H263ZM35 191H36V190H35ZM44 191H45V190H44ZM104 191H105V190H104ZM162 191H163V190H162ZM164 191H165V190H164ZM188 191H190V190H188ZM205 191H206V190H205ZM208 191H209V190H208ZM67 192H68V191H67ZM96 192H97V191H96ZM96 192H95V193H96ZM155 192H156V191H155ZM180 192H181V191H180ZM186 192H187V191H186ZM252 192H253V191H252ZM44 193H45V192H44ZM91 193H92V192H91ZM108 193H109V192H108ZM187 193H188V192H187ZM209 193H210V192H209ZM209 193H208V194H209ZM17 194H18V193H17ZM39 194H40V193H39ZM56 194H57V193H56ZM103 194H104V193H103ZM172 194H173V193H172ZM237 194H238V193H237ZM4 195H5V194H4ZM37 195H38V194H37ZM65 195H66V194H65ZM65 195H64V196H65ZM195 195H196V194H195ZM202 195H203V194H202ZM211 195H212V194H211ZM249 195H250V194H249ZM38 196H39V195H38ZM55 196H56V195H55ZM76 196H77V195H76ZM107 196H108V195H107ZM188 196H189V195H188ZM209 196H210V195H209ZM131 197H132V196H131ZM193 197H194V196H193ZM201 197H202V196H201ZM210 197H211V196H210ZM7 198H8V197H7ZM30 198L32 199V197H30ZM52 198H54V197H52ZM162 198H163V197H162ZM178 198H179V197H178ZM191 198H192V197H191ZM213 198H214V197H213ZM8 199H9V198H8ZM22 199H23V198H22ZM26 199H27V196H26ZM47 199H48V198H47ZM47 199H46V200H47ZM64 199H65V197H64ZM106 199H107V198H106ZM174 199H175V198H174ZM189 199H190V198H189ZM192 199H193V198H192ZM194 199H195V198H194ZM194 199H193V200H194ZM207 199L209 200V198H207ZM210 199H211V198H210ZM235 199H236V198H235ZM240 199H241V198H240ZM42 200H44V198H43ZM42 200H41V201H42ZM51 200H52V199H51ZM86 200H88V199H86ZM86 200H85V201H86ZM89 200H90V199H89ZM112 200H113V199H112ZM145 200H146V199H145ZM190 200H191V199H190ZM31 201H32V200H31ZM68 201H69V200H68ZM80 201H81V200H80ZM126 201H127V200H126ZM128 201H129V200H128ZM250 201H251V200H250ZM258 201H259V200H258ZM24 202H25V201H24ZM38 202H39V201H38ZM53 202H54V201H53ZM62 202H63V201H62ZM62 202H61V203H62ZM121 202H122V201H121ZM146 202H147V201H146ZM172 202H173V201H172ZM190 202H191V201H190ZM193 202H194V201H193ZM3 203H4V202H3ZM55 203H56V202H55ZM57 203H58V202H57ZM66 203H67V201H66ZM66 203H64V204H66ZM69 203H70V201H69ZM71 203H72V202H71ZM104 203H105V202H104ZM111 203H112V202H111ZM170 203H171V202H170ZM170 203H169V204H170ZM174 203H175V201H174ZM181 203H182V202H181ZM215 203H216V202H215ZM25 204H26V203H25ZM39 204H40V203H39ZM51 204H52V203H51ZM75 204H76V202H75ZM118 204H119V202H118ZM156 204H157V203H156ZM166 204H167V203H166ZM192 204H194V203H192ZM195 204H196V203H195ZM205 204H206V203H205ZM208 204H209V203H208ZM218 204H219V203H218ZM247 204H248V203H247ZM256 204H257V203H256ZM256 204H254V205H256ZM7 205H8V203H7ZM9 205H10V204H9ZM73 205H74V203H73ZM83 205H84V204H83ZM171 205H172V204H171ZM180 205H181V204H180ZM241 205H242V204H241ZM0 206H1V205H0ZM3 206H4V205H3ZM44 206H45V205H44ZM57 206H58V204H57ZM61 206H62V205H61ZM85 206H86V205H85ZM101 206H102V205H101ZM114 206H115V205H114ZM181 206H182V205H181ZM202 206H203V205H202ZM4 207H5V206H4ZM46 207H47V206H46ZM59 207H60V206H59ZM218 207H219V206H218ZM241 207H242V206H241ZM10 208H11V207H10ZM10 208H9V209H10ZM17 208H18V207H17ZM20 208H21V207H20ZM79 208H81V207L79 206ZM185 208H186V207H185ZM211 208H212V207H211ZM223 208H224V207H223ZM162 209H163V208H162ZM186 209H187V208H186ZM18 210H19V209H18ZM59 210H60V209H59ZM79 210H80V209H79ZM182 210H184V209H182ZM31 211H32V210H31ZM33 211H34V210H33ZM175 211H176V210H175ZM4 212H5V211H4ZM16 212H19V211H16ZM43 212H44V211H43ZM47 212H48V211H47ZM178 212H179V211H178ZM226 212H227V211H226ZM237 212H238V210H237ZM22 213H23V212H22ZM230 213H231V212H230ZM234 213H235V212H234ZM4 214H5V213H4ZM18 214H19V213H18ZM24 214H25V213H24ZM50 214H51V213H50ZM52 214H53V213H52ZM55 214H56V213H55ZM120 214H121V213H120ZM166 214H167V213H166ZM220 214H221V213H220ZM224 214H225V213H224ZM224 214H223V216H224ZM237 214H238V213H237ZM35 215H36V214H34V216H35ZM48 215H49V214H48ZM73 215H74V214H73ZM76 215H77V214H76ZM96 215H97V214H95V216H96ZM106 215H107V214H106ZM180 215H181V214H180ZM188 215H189V214H188ZM207 215H208V214H207ZM232 215H234V214H232ZM242 215H243V214H242ZM65 216H66V215H65ZM107 216H108V215H107ZM122 216H123V215H122ZM170 216H172V215H170ZM203 216H204V217H208V216H205V215H203ZM230 216H231V215H230ZM230 216H229V217H230ZM27 217H28V216H27ZM85 217H88V215L85 216ZM3 218H5V216H4ZM77 218H78V217H77ZM79 218H80V217H79ZM93 218H94V217H93ZM135 218H137V217H135ZM223 218H224V217H223ZM231 218H233V217H231ZM259 218H261V217H259ZM16 219H17V218H16ZM34 219H35V218H34ZM38 219H39V218H38ZM49 219H50V218H49ZM58 219H59V218H58ZM89 219H90V218H89ZM152 219H153V218H152ZM184 219H185V218H184ZM184 219H182V221H183ZM205 219H206V218H205ZM255 219H256V218H255ZM12 220H13V219H12ZM55 220H56V219H55ZM63 220H64V219H63ZM75 220H76V219H75ZM95 220H96V218H95ZM140 220H141V219H140ZM172 220H173V219H172ZM225 220H226V219H225ZM6 221H7V220H6ZM13 221H14V220H13ZM23 221H24V220H23ZM23 221H22V222H23ZM46 221H47V220H46ZM71 221H72V220H71ZM71 221H70V222H71ZM97 221H98V220H96V222H97ZM101 221H102V220H101ZM134 221H135V220H134ZM152 221H153V220H152ZM237 221H238V219H237ZM262 221H263V220H262ZM14 222H16V221H14ZM47 222H48V221H47ZM62 222H64V221H62ZM66 222H67V221H66ZM135 222H136V221H135ZM138 222H139V221H138ZM142 222H143V221H142ZM209 222H211V221H209ZM212 222H213V221H212ZM2 223H3V222H2ZM5 223H6V222H5ZM7 223H8V222H7ZM11 223H12V222H11ZM16 223H17V222H16ZM18 223H19V222H18ZM44 223H45V222H44ZM64 223H65V222H64ZM67 223H68V222H67ZM67 223H66V225H67ZM91 223H92V222H91ZM115 223H116V222H115ZM154 223H156V222H154ZM53 224H54V223H53ZM53 224L51 225V227L53 226ZM134 224H135V223H134ZM142 224H143V223H142ZM183 224H184V222H183ZM223 224H224V223H223ZM227 224H228V222H227ZM263 224H264V222H263ZM3 225H4V224H3ZM16 225H17V224H16ZM34 225H35V224H34ZM36 225H37V224H36ZM72 225H73V224H72ZM88 225H89V224H88ZM132 225H133V223H132ZM155 225H156V224H155ZM188 225H189V224H188ZM221 225H222V224H221ZM224 225H225V224H224ZM110 226H111V225H110ZM213 226H214V225H213ZM234 226H236V225H234ZM263 226H264V225H263ZM46 227H47V226H46ZM70 227H71V226H70ZM112 227H113V226H112ZM135 227H136V226H135ZM146 227H147V226H146ZM174 227H175V225H174ZM6 228H7V227H6ZM44 228H45V227H44ZM117 228H118V227H117ZM123 228H124V227H123ZM241 228H242V227H241ZM260 228H261V227H260ZM260 228H259V229H260ZM1 229H2V228H1ZM13 229H15V228H13ZM33 229H35V228H33ZM48 229H49V228H48ZM53 229H54V228H53ZM74 229H75V228H74ZM78 229H79V228H78ZM175 229H176V227H175ZM219 229H220V228H219ZM221 229H222V228H221ZM225 229H226V228H225ZM235 229H236V228H235ZM238 229H239V228H238ZM254 229H255V228H254ZM256 229H257V228H256ZM7 230H8V229H7ZM44 230H45V229H44ZM76 230H77V229H76ZM116 230H117V229H116ZM118 230H119V229H118ZM121 230H122V229H121ZM139 230H140V229H139ZM201 230H202V229H201ZM231 230H232V228H231ZM240 230H241V229H240ZM4 231H5V230H4ZM48 231H50V230H48ZM87 231H88V230H87ZM208 231H209V230H208ZM65 232H66V231H65ZM84 232H85V230H84ZM94 232H95V231H94ZM144 232H145V231H144ZM175 232H176V231H175ZM232 232H233V231H232ZM239 232H240V231H239ZM17 233H18V232H17ZM20 233H21V232H20ZM31 233H33V232H31ZM31 233H30V234H31ZM34 233H35V232H34ZM36 233H37V232H36ZM55 233H56V232H55ZM55 233H54V234H55ZM57 233H58V232H57ZM66 233H67V232H66ZM70 233H71V232H70ZM78 233H80V232H78ZM98 233H100V231H99ZM139 233H140V231H139ZM186 233H187V232H186ZM194 233H196V232H194ZM227 233H228V232H227ZM14 234H15V233H14ZM83 234H84V233H83ZM94 234H95V233H94ZM177 234H179V233H177ZM239 234H240V233H239ZM252 234H253V232H252ZM262 234H263V233H262ZM10 235H12V234H10ZM55 235H56V234H55ZM143 235H144V234H143ZM202 235H203V234H202ZM229 235H230V234H229ZM240 235H241V234H240ZM246 235H247V234H246ZM117 236H118V235H117ZM124 236H125V235H124ZM208 236H209V235H208ZM208 236H207V237H208ZM234 236H235V235H234ZM236 236H237V235H236ZM238 236H239V235H238ZM243 236H245V235H243ZM20 237H21V235H20ZM62 237H63V235H62ZM93 237H94V236H93ZM139 237H140V236H139ZM143 237H144V236H143ZM24 238H25V237H24ZM26 238H28V236H27ZM39 238H40V237H39ZM39 238H38V239H39ZM177 238H178V237H177ZM197 238H198V237H197ZM223 238H224V237H223ZM232 238H233V237H232ZM0 239H1V238H0ZM17 239H18V238H17ZM28 239H29V238H28ZM28 239H27V240H28ZM41 239H42V238H41ZM44 239H45V238H44ZM44 239H43V240H44ZM90 239H91V238H90ZM200 239H201V238H200ZM211 239H212V238H211ZM11 240H12V238H11ZM34 240H35V239H34ZM95 240H96V238H95ZM99 240H100V239H99ZM110 240H111V239H110ZM122 240H123V239H122ZM218 240H219V239H218ZM225 240H227V239H225ZM241 240H242V239H241ZM20 241H21V240H20ZM49 241H50V240H49ZM82 241H83V240H82ZM112 241H113V240H112ZM119 241H120V240H119ZM123 241H124V240H123ZM137 241H138V240H137ZM220 241H222V240H220ZM257 241H258V240H257ZM260 241H263V240H260ZM0 242H2V240H1ZM7 242H8V241H7ZM18 242H19V241H18ZM35 242H37V240H36ZM52 242H53V241H52ZM124 242H125V241H124ZM185 242H186V241H185ZM201 242H202V241H201ZM215 242H216V241H215ZM241 242H242V241H241ZM241 242H240V243H241ZM246 242H247V241H246ZM254 242H255V241H254ZM8 243H9V242H8ZM14 243H15V242H14ZM16 243H17V242H16ZM69 243H70V242H69ZM77 243H78V242H77ZM111 243L113 244V242H111ZM134 243H135V242H134ZM139 243H140V242H139ZM186 243H187V242H186ZM226 243H227V242H226ZM228 243H229V242H228ZM232 243H233V242H232ZM240 243H239V244H240ZM258 243H259V242H258ZM10 244H11V242H10ZM19 244H20V243H19ZM41 244H42V243H41ZM45 244H46V243H45ZM161 244H162V243H161ZM200 244H201V243H200ZM250 244H251V243H250ZM256 244H257V243H256ZM30 245H31V244H30ZM47 245H48V244H47ZM52 245H53V244H52ZM107 245H108V244H107ZM155 245H156V244H155ZM210 245H211V244H210ZM49 246H50V244L48 245V247H49ZM158 246H159V245H158ZM181 246H182V245H181ZM228 246H229V245H228ZM234 246H236V244H235ZM6 247H7V246H6ZM11 247H13V246H11ZM16 247H17V246H16ZM57 247H58V246H57ZM118 247H119V246L117 245V248H118ZM189 247H190V245H189ZM218 247H219V246H218ZM221 247H222V246H221ZM33 248H34V247H33ZM50 248H51V247H50ZM52 248H53V247H52ZM52 248H51V249H52ZM54 248H55V247H54ZM61 248H62V247H61ZM130 248H131V247H130ZM157 248H158V247H157ZM224 248H225V247H224ZM247 248H248V247H247ZM259 248H261V247H259ZM10 249H11V248H10ZM14 249H15V248H14ZM78 249H79V248H78ZM89 249H90V248H89ZM197 249H198V248H197ZM200 249H201V248H200ZM235 249H236V248H235ZM251 249H252V248H251ZM262 249H263V248H262ZM82 250H83V249H82ZM86 250H87V249H86ZM105 250H106V248H105ZM125 250H126V249H125ZM149 250H150V249H149ZM158 250H160V249H158ZM190 250H191V248H190ZM229 250H230V249H229ZM260 250H261V249H260ZM18 251H19V250H18ZM34 251H35V250H34ZM62 251H63V250H62ZM154 251H155V250H154ZM187 251H188V250H187ZM219 251H220V250H219ZM233 251H234V250H233ZM21 252H22V251H21ZM52 252H53V251H52ZM89 252H90V251H89ZM121 252H122V251H121ZM152 252H153V251H152ZM157 252H158V251H157ZM162 252H163V251H162ZM235 252H236V250H235ZM257 252H258V251H257ZM257 252H256V253H257ZM261 252H262V251H261ZM29 253H30V252H29ZM59 253H60V252H59ZM59 253H58V254H59ZM190 253H191V252H190ZM195 253H196V252H195ZM229 253H230V252H229ZM20 254H21V253H20ZM30 254H31V253H30ZM53 254H54V253H53ZM86 254H87V253H86ZM88 254H89V253H88ZM126 254H127V253H126ZM152 254H153V253H152ZM224 254H225V253H224ZM224 254H223V255H224ZM227 254H228V253H227ZM5 255H6V254H5ZM143 255H144V254H143ZM184 255H185V254H184ZM186 255H187V254H186ZM209 255H210V251H209ZM209 255H208V256H209ZM212 255H213V254H212ZM236 255H237V254H236ZM53 256H54V255H53ZM66 256H67V255H66ZM81 256H82V255H81ZM81 256H80V257H81ZM112 256H113V255H112ZM179 256H180V255H179ZM179 256H178V257H179ZM190 256H191V255H190ZM214 256H215V255H214ZM14 257H15V256H14ZM48 257H49V256H48ZM50 257H52V256H50ZM154 257H155V256H154ZM180 257H181V256H180ZM218 257H219V256H218ZM15 258H16V257H15ZM30 258H31V257H30ZM90 258H91V257H90ZM116 258H117V257H116ZM121 258H122V257H121ZM148 258H149V257H148ZM193 258H194V257H193ZM197 258H198V257H197ZM229 258H231V257H229ZM255 258H256V257H255ZM123 259H124V258H123ZM181 259H182V258H181ZM225 259H226V258H225ZM227 259H228V258H227ZM236 259H237V258H236ZM15 260H16V259H15ZM42 260H43V259H42ZM52 260H53V259H52ZM63 260H64V259H63ZM125 260H126V258H125ZM127 260H129V259H127ZM194 260H195V259H194ZM209 260H210V259H209ZM257 260H258V259H257ZM12 261H13V260H12ZM16 261H17V260H16ZM44 261H45V260H44ZM46 261H48V260H46ZM46 261H45V262H46ZM115 261H116V260H115ZM130 261H131V260H130ZM159 261H161V260H159ZM180 261H181V260H180ZM182 261H183V259H182ZM184 261H185V260H184ZM184 261H183V263H184ZM207 261H208V260H207ZM234 261H235V260H234ZM17 262H18V261H17ZM29 262H30V260H29ZM36 262H37V261H36ZM50 262H51V261H50ZM120 262H121V261H120ZM143 262H144V261H143ZM177 262H178V261H177ZM193 262H194V261H193ZM203 262H204V261H203ZM209 262H210V261H208V263H209ZM254 262H255V261H254ZM258 262H259V261H258ZM15 263H16V262H15ZM65 263H66V262H65ZM65 263H64V264H65ZM98 263H99V261H98ZM114 263H115V262H114ZM126 263H127V262H126ZM175 263H176V262H175ZM178 263H179V262H178ZM181 263H182V262H181ZM226 263H227V262H226ZM230 263H231V262H230ZM0 264H1V263H0ZM39 264H40V263H39ZM45 264H46V263H45ZM54 264H55V263H54ZM130 264H131V263H130ZM179 264H180V263H179ZM220 264H221V263H220ZM222 264H223V263H222ZM233 264H234V263H233ZM258 264H261V263H258ZM262 264H263V263H262Z\"/></svg>",
	"mask_w": 264,
	"mask_h": 264
}]
</instances>
